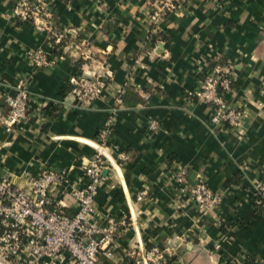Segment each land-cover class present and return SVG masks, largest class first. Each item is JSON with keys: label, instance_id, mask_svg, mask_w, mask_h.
<instances>
[{"label": "crops", "instance_id": "1", "mask_svg": "<svg viewBox=\"0 0 264 264\" xmlns=\"http://www.w3.org/2000/svg\"><path fill=\"white\" fill-rule=\"evenodd\" d=\"M44 1L49 30L17 20L15 0H0V94L20 82L30 93L25 119L0 127V179L24 188L44 170L64 173L57 200L72 215V194L87 182L81 167L95 152L88 143L108 127L104 150L116 164L94 197L92 222L104 228L126 216L129 226L98 264H134L129 251L154 246L167 264H264V203L255 194L264 182V0H181L158 29L145 0ZM35 49L54 65L35 69L27 59ZM216 64L231 68L225 97L241 112L236 128L210 129L211 109L189 96ZM71 76L108 83L78 110ZM180 168L188 186L200 177L219 194V206L198 212L174 179Z\"/></svg>", "mask_w": 264, "mask_h": 264}, {"label": "built area", "instance_id": "2", "mask_svg": "<svg viewBox=\"0 0 264 264\" xmlns=\"http://www.w3.org/2000/svg\"><path fill=\"white\" fill-rule=\"evenodd\" d=\"M145 1L151 7L148 14L150 27L158 29L167 14L178 9L181 0ZM12 15L21 22L31 21L38 29L44 30H49L53 16L44 0H15ZM27 59L35 69L50 68L55 62L54 58L39 49L28 51ZM67 83L73 98L72 106L85 110L101 96L108 78L71 76ZM232 83L231 68L216 64L211 73L205 75L199 89L189 94L211 109L210 129L214 126L236 128L240 124L241 112L229 106L225 97ZM29 98L26 82L18 83L12 94H0V104L6 107L5 113H0V127L11 130L25 119ZM115 105H122L120 96ZM156 128L155 121L148 123L150 136ZM107 131L108 127L100 132L98 142L88 143L95 152L81 167L87 182L72 194L76 203L72 215L66 214L57 200L64 173L44 170L29 179L24 188L14 186L8 179H0V264H98L100 253L110 255L104 245L112 242L129 226V219L126 216L118 220L110 219L104 228H98L92 222L93 202L103 179L102 171H109L116 164V160L104 150ZM119 159L126 157L120 154ZM174 179L179 186L188 189L198 212L205 213L219 206L220 195L207 187L200 177L194 185L188 186L187 171L180 168ZM255 189L259 201L264 203V182H260ZM146 194L145 190L141 191L137 199L141 200ZM127 255L134 258V264H167L161 249L156 246L131 250Z\"/></svg>", "mask_w": 264, "mask_h": 264}, {"label": "water", "instance_id": "3", "mask_svg": "<svg viewBox=\"0 0 264 264\" xmlns=\"http://www.w3.org/2000/svg\"><path fill=\"white\" fill-rule=\"evenodd\" d=\"M108 173V170H103L102 171V176H105Z\"/></svg>", "mask_w": 264, "mask_h": 264}, {"label": "trees", "instance_id": "4", "mask_svg": "<svg viewBox=\"0 0 264 264\" xmlns=\"http://www.w3.org/2000/svg\"><path fill=\"white\" fill-rule=\"evenodd\" d=\"M55 53H57L56 51H55ZM120 98H122V97H120ZM122 100V99H121ZM257 199H259V197H257Z\"/></svg>", "mask_w": 264, "mask_h": 264}]
</instances>
